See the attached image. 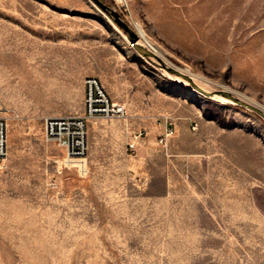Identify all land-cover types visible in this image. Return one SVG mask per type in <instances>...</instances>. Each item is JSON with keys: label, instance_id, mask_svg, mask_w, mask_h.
<instances>
[{"label": "rangeland", "instance_id": "rangeland-1", "mask_svg": "<svg viewBox=\"0 0 264 264\" xmlns=\"http://www.w3.org/2000/svg\"><path fill=\"white\" fill-rule=\"evenodd\" d=\"M103 1L173 65L264 106V0ZM115 25L88 0H0V264H264V120L169 80ZM81 61H123L154 113L122 100L127 118L91 119L80 174L44 119L84 111Z\"/></svg>", "mask_w": 264, "mask_h": 264}, {"label": "built area", "instance_id": "built-area-1", "mask_svg": "<svg viewBox=\"0 0 264 264\" xmlns=\"http://www.w3.org/2000/svg\"><path fill=\"white\" fill-rule=\"evenodd\" d=\"M124 10L129 9L128 0H115ZM84 112L83 114H67L47 116L44 119V130L47 140L55 142L65 151L63 163L76 168L79 173L87 170L89 152V121L95 118H122L129 115L125 101L112 97L98 76H87L84 82ZM7 109L0 102V113ZM196 126V125H195ZM144 130L135 134V140L128 144L131 151H136L137 140L143 137ZM175 129L169 118L165 119L164 130L159 134L158 141L165 147L174 136ZM8 154V123L6 117L0 114V163Z\"/></svg>", "mask_w": 264, "mask_h": 264}, {"label": "water", "instance_id": "water-1", "mask_svg": "<svg viewBox=\"0 0 264 264\" xmlns=\"http://www.w3.org/2000/svg\"><path fill=\"white\" fill-rule=\"evenodd\" d=\"M101 13L113 16L116 28L123 35L125 41L133 51L146 63L157 69L169 80L185 86L205 98L218 101L223 104H230L242 107L260 116L264 120V106L251 100L246 95L236 90L213 84L202 77H199L188 70L180 68L169 62L143 35L140 34L124 18L119 8L115 5H108L103 0H88Z\"/></svg>", "mask_w": 264, "mask_h": 264}, {"label": "crops", "instance_id": "crops-1", "mask_svg": "<svg viewBox=\"0 0 264 264\" xmlns=\"http://www.w3.org/2000/svg\"><path fill=\"white\" fill-rule=\"evenodd\" d=\"M122 62L93 61L94 65L90 67L87 65V61H81V79L85 80L87 75L98 76L114 99L128 101L130 110L133 113H154V110L150 109V102L147 103V106L138 103V99L151 97L149 94V82L142 77H134L132 79H129L128 76L124 77L122 74L125 70L122 68L124 65ZM141 140H143V137L138 141L140 142Z\"/></svg>", "mask_w": 264, "mask_h": 264}, {"label": "bare ground", "instance_id": "bare-ground-1", "mask_svg": "<svg viewBox=\"0 0 264 264\" xmlns=\"http://www.w3.org/2000/svg\"><path fill=\"white\" fill-rule=\"evenodd\" d=\"M141 34V33H140ZM142 35V34H141Z\"/></svg>", "mask_w": 264, "mask_h": 264}, {"label": "trees", "instance_id": "trees-1", "mask_svg": "<svg viewBox=\"0 0 264 264\" xmlns=\"http://www.w3.org/2000/svg\"><path fill=\"white\" fill-rule=\"evenodd\" d=\"M113 4V3H112Z\"/></svg>", "mask_w": 264, "mask_h": 264}]
</instances>
